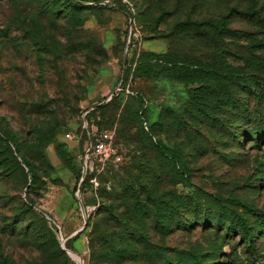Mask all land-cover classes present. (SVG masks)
Wrapping results in <instances>:
<instances>
[{
    "label": "rangeland",
    "instance_id": "374dc122",
    "mask_svg": "<svg viewBox=\"0 0 264 264\" xmlns=\"http://www.w3.org/2000/svg\"><path fill=\"white\" fill-rule=\"evenodd\" d=\"M57 3L0 0V264H264V0ZM151 53L221 83L137 77Z\"/></svg>",
    "mask_w": 264,
    "mask_h": 264
},
{
    "label": "trees",
    "instance_id": "16d2710c",
    "mask_svg": "<svg viewBox=\"0 0 264 264\" xmlns=\"http://www.w3.org/2000/svg\"><path fill=\"white\" fill-rule=\"evenodd\" d=\"M66 1H68L69 3L78 2V0H66ZM54 3H55V7H57V5H58L57 0H54ZM60 12H61V10L53 8L51 13H53L54 15L55 14L57 15ZM216 26H217L216 27L217 31H220V32L223 31V29H224L223 22H219ZM180 65H181V63L179 61H177L175 58H173L169 55H157V54L151 53V54H147L145 56V58L142 59L138 63V65L135 69V75L139 78H151L155 74H159V75L179 79V80H182L183 82H186L189 79H195V76L194 77L191 75L188 76L192 72L191 70H194L195 72L200 71L202 73H209L210 74L209 78H203V79H200V81H199V79H196V81L203 82L205 88H206V86L208 88L213 83H217L219 85L221 83V81L219 79V77H220L219 73H217L215 71L207 70L203 66H198L197 68H193V67L191 68L190 67L189 69H184ZM157 68H160V70H157ZM186 76H188V77L185 78ZM230 77L233 80H237V82L240 81L239 84L241 85L242 88H244L245 91H255L256 90V87H257L256 84L253 83L251 80H249L247 77H243V75H239V74H231ZM143 98H144V96H142L140 93H136L131 98L129 97V103L130 102L134 103V104L138 105L140 109H142V105L144 104ZM200 105H201V103H200ZM205 106L207 107V104H205ZM218 108H222V104L221 105L219 104ZM203 110H206V109H203ZM145 112H144V115H145ZM206 114L209 115L208 112ZM140 117H141V115L139 114V116L137 118V121H138L137 124L139 125L138 128H139V131H141L142 133H144L146 135L147 141L150 142L164 156V158H166L169 161V163L172 165L175 172H177L184 179L189 178L187 166L183 162V160L181 159L179 154L175 150L164 145L162 141L156 139V137H155L156 136L155 135L156 130L158 129L159 125H161V123L151 125V126L147 127L148 128L147 130H145L144 129V126H145L144 121H142ZM262 117L257 115L255 118V124L257 125V128L255 129V131H257V133H256L257 137H258L259 133L264 134V130L259 131V128H263L262 124H261L263 122ZM175 119H177V118H175ZM176 121H177L176 123H178V124L181 123V121L179 119ZM142 180H140V179L136 180L135 179L134 182H132V183L130 182L128 185H124L125 190H127L128 188L132 189L134 194H136V196L134 198L136 199V202L138 204H142L140 194H139L140 193L139 190H140V188H142V184H141ZM44 239L46 240L47 236H44Z\"/></svg>",
    "mask_w": 264,
    "mask_h": 264
},
{
    "label": "built area",
    "instance_id": "2783aa9c",
    "mask_svg": "<svg viewBox=\"0 0 264 264\" xmlns=\"http://www.w3.org/2000/svg\"><path fill=\"white\" fill-rule=\"evenodd\" d=\"M111 137L107 133L101 135V140L95 143L94 146L91 145L90 150H93L94 153L104 154L108 156V152L111 150V143H109Z\"/></svg>",
    "mask_w": 264,
    "mask_h": 264
},
{
    "label": "water",
    "instance_id": "95a60500",
    "mask_svg": "<svg viewBox=\"0 0 264 264\" xmlns=\"http://www.w3.org/2000/svg\"><path fill=\"white\" fill-rule=\"evenodd\" d=\"M66 251H67V253L68 254H71V253H73L72 251H69V250H67V249H65Z\"/></svg>",
    "mask_w": 264,
    "mask_h": 264
},
{
    "label": "bare ground",
    "instance_id": "6f19581e",
    "mask_svg": "<svg viewBox=\"0 0 264 264\" xmlns=\"http://www.w3.org/2000/svg\"><path fill=\"white\" fill-rule=\"evenodd\" d=\"M72 254V253H71ZM75 256V255H74Z\"/></svg>",
    "mask_w": 264,
    "mask_h": 264
}]
</instances>
